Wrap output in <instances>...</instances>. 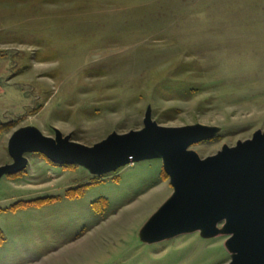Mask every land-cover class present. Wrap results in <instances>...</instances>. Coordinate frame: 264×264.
Returning a JSON list of instances; mask_svg holds the SVG:
<instances>
[{
    "label": "rangeland",
    "instance_id": "obj_1",
    "mask_svg": "<svg viewBox=\"0 0 264 264\" xmlns=\"http://www.w3.org/2000/svg\"><path fill=\"white\" fill-rule=\"evenodd\" d=\"M0 83V167L19 129L92 147L147 112L212 129L187 151L203 160L264 132V0H0ZM25 157L0 179V264L229 263L224 222L143 233L174 193L161 158L101 174Z\"/></svg>",
    "mask_w": 264,
    "mask_h": 264
},
{
    "label": "water",
    "instance_id": "obj_2",
    "mask_svg": "<svg viewBox=\"0 0 264 264\" xmlns=\"http://www.w3.org/2000/svg\"><path fill=\"white\" fill-rule=\"evenodd\" d=\"M213 135L201 126L158 127L149 112L140 131L113 134L92 147L59 133L51 139L22 128L8 140L12 163L0 167V179L24 171L29 154H42L56 166L88 165L101 174L161 158L174 193L143 233L154 241L199 231L210 237L224 222L222 232L230 236L228 264H264V132L203 160L187 152Z\"/></svg>",
    "mask_w": 264,
    "mask_h": 264
},
{
    "label": "trees",
    "instance_id": "obj_3",
    "mask_svg": "<svg viewBox=\"0 0 264 264\" xmlns=\"http://www.w3.org/2000/svg\"><path fill=\"white\" fill-rule=\"evenodd\" d=\"M48 162V161H47ZM49 164H51L50 162H48ZM54 199H45V200H36V201H30V202H23V203H19L16 204L14 207H11V211L16 210V209H22V208H26V207H38V206H42L45 204H50L53 203ZM4 242V236L2 231L0 230V245Z\"/></svg>",
    "mask_w": 264,
    "mask_h": 264
},
{
    "label": "crops",
    "instance_id": "obj_4",
    "mask_svg": "<svg viewBox=\"0 0 264 264\" xmlns=\"http://www.w3.org/2000/svg\"><path fill=\"white\" fill-rule=\"evenodd\" d=\"M2 92H3V89H2V85L0 83V95H1Z\"/></svg>",
    "mask_w": 264,
    "mask_h": 264
},
{
    "label": "bare ground",
    "instance_id": "obj_5",
    "mask_svg": "<svg viewBox=\"0 0 264 264\" xmlns=\"http://www.w3.org/2000/svg\"><path fill=\"white\" fill-rule=\"evenodd\" d=\"M228 242V241H227Z\"/></svg>",
    "mask_w": 264,
    "mask_h": 264
}]
</instances>
